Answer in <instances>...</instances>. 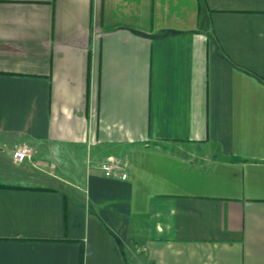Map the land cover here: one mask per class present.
I'll return each instance as SVG.
<instances>
[{
    "label": "crops",
    "instance_id": "obj_1",
    "mask_svg": "<svg viewBox=\"0 0 264 264\" xmlns=\"http://www.w3.org/2000/svg\"><path fill=\"white\" fill-rule=\"evenodd\" d=\"M0 264H264V0H0Z\"/></svg>",
    "mask_w": 264,
    "mask_h": 264
},
{
    "label": "built area",
    "instance_id": "obj_2",
    "mask_svg": "<svg viewBox=\"0 0 264 264\" xmlns=\"http://www.w3.org/2000/svg\"><path fill=\"white\" fill-rule=\"evenodd\" d=\"M10 157L16 163L23 162L26 159L29 160L31 158L30 149L25 145H15L10 151ZM95 167L105 177H117L121 180L127 178L128 162L118 156H107Z\"/></svg>",
    "mask_w": 264,
    "mask_h": 264
}]
</instances>
